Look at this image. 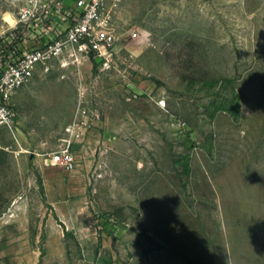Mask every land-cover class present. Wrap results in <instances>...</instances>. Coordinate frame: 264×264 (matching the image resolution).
Segmentation results:
<instances>
[{
  "label": "rangeland",
  "instance_id": "rangeland-1",
  "mask_svg": "<svg viewBox=\"0 0 264 264\" xmlns=\"http://www.w3.org/2000/svg\"><path fill=\"white\" fill-rule=\"evenodd\" d=\"M18 7L0 0V34ZM110 15L108 70L52 61L12 98L0 264H264V0Z\"/></svg>",
  "mask_w": 264,
  "mask_h": 264
},
{
  "label": "built area",
  "instance_id": "built-area-1",
  "mask_svg": "<svg viewBox=\"0 0 264 264\" xmlns=\"http://www.w3.org/2000/svg\"><path fill=\"white\" fill-rule=\"evenodd\" d=\"M16 1L10 34H0V126L8 129L15 117L13 96L39 69H47L52 61L91 59L98 69L108 70L117 41L110 13L118 0H73L70 5L64 0ZM51 162L66 170L74 166L68 149L54 153Z\"/></svg>",
  "mask_w": 264,
  "mask_h": 264
},
{
  "label": "bare ground",
  "instance_id": "bare-ground-1",
  "mask_svg": "<svg viewBox=\"0 0 264 264\" xmlns=\"http://www.w3.org/2000/svg\"><path fill=\"white\" fill-rule=\"evenodd\" d=\"M5 21L9 23V25H13L14 20L8 15H5Z\"/></svg>",
  "mask_w": 264,
  "mask_h": 264
},
{
  "label": "crops",
  "instance_id": "crops-1",
  "mask_svg": "<svg viewBox=\"0 0 264 264\" xmlns=\"http://www.w3.org/2000/svg\"><path fill=\"white\" fill-rule=\"evenodd\" d=\"M73 0H64V4L65 5H70L72 3Z\"/></svg>",
  "mask_w": 264,
  "mask_h": 264
},
{
  "label": "trees",
  "instance_id": "trees-1",
  "mask_svg": "<svg viewBox=\"0 0 264 264\" xmlns=\"http://www.w3.org/2000/svg\"><path fill=\"white\" fill-rule=\"evenodd\" d=\"M234 97H235L234 99H236V96H234ZM237 114H238V108L233 112V116L236 117Z\"/></svg>",
  "mask_w": 264,
  "mask_h": 264
}]
</instances>
